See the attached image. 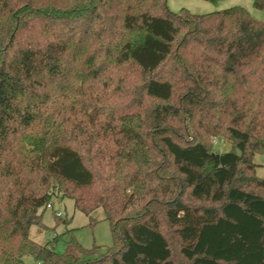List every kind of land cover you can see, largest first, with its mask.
I'll return each mask as SVG.
<instances>
[{
    "label": "trees",
    "instance_id": "16d2710c",
    "mask_svg": "<svg viewBox=\"0 0 264 264\" xmlns=\"http://www.w3.org/2000/svg\"><path fill=\"white\" fill-rule=\"evenodd\" d=\"M255 154L264 22L243 7L0 0V264H264ZM59 195L112 245L32 240Z\"/></svg>",
    "mask_w": 264,
    "mask_h": 264
},
{
    "label": "rangeland",
    "instance_id": "374dc122",
    "mask_svg": "<svg viewBox=\"0 0 264 264\" xmlns=\"http://www.w3.org/2000/svg\"><path fill=\"white\" fill-rule=\"evenodd\" d=\"M252 4L253 0H221L217 3L204 0H166L168 10L173 13L185 9L192 14L201 15L238 6L246 9L254 19L264 22V11L254 8ZM213 139L222 140V143L213 145L211 149L214 152H226L232 147L225 135ZM253 160L256 164V175L264 178V155L255 154ZM52 205L53 210L42 211L43 228L35 225L30 227L29 236L32 240L40 245L54 247L59 253L70 241L85 249L99 247L102 252L112 245L110 227L101 208L87 215L76 210L72 200L61 198L60 195L52 199ZM53 211L61 212V217H55ZM23 261L24 264H36L29 256L24 257Z\"/></svg>",
    "mask_w": 264,
    "mask_h": 264
},
{
    "label": "built area",
    "instance_id": "2783aa9c",
    "mask_svg": "<svg viewBox=\"0 0 264 264\" xmlns=\"http://www.w3.org/2000/svg\"><path fill=\"white\" fill-rule=\"evenodd\" d=\"M212 143H213V145H217V144L222 143V140L220 141V140H217V139H213ZM46 208L53 210V205L49 203V204L46 205ZM53 212L55 214V217H57V218H60L61 215H62L61 212H57V211H53Z\"/></svg>",
    "mask_w": 264,
    "mask_h": 264
}]
</instances>
